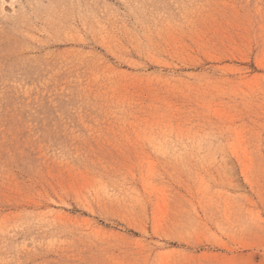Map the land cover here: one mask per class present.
Returning a JSON list of instances; mask_svg holds the SVG:
<instances>
[{
    "label": "rangeland",
    "instance_id": "374dc122",
    "mask_svg": "<svg viewBox=\"0 0 264 264\" xmlns=\"http://www.w3.org/2000/svg\"><path fill=\"white\" fill-rule=\"evenodd\" d=\"M0 264H264V0H0Z\"/></svg>",
    "mask_w": 264,
    "mask_h": 264
}]
</instances>
